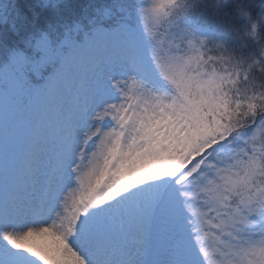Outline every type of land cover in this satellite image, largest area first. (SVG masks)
I'll return each mask as SVG.
<instances>
[{
    "label": "snow or ice",
    "instance_id": "obj_1",
    "mask_svg": "<svg viewBox=\"0 0 264 264\" xmlns=\"http://www.w3.org/2000/svg\"><path fill=\"white\" fill-rule=\"evenodd\" d=\"M0 264H264V0H0Z\"/></svg>",
    "mask_w": 264,
    "mask_h": 264
}]
</instances>
